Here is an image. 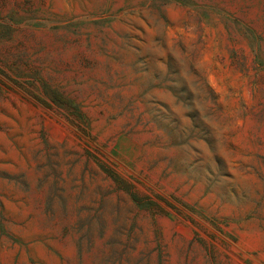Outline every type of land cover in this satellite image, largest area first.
Instances as JSON below:
<instances>
[{
  "label": "rangeland",
  "instance_id": "obj_1",
  "mask_svg": "<svg viewBox=\"0 0 264 264\" xmlns=\"http://www.w3.org/2000/svg\"><path fill=\"white\" fill-rule=\"evenodd\" d=\"M0 264H264V0H0Z\"/></svg>",
  "mask_w": 264,
  "mask_h": 264
}]
</instances>
